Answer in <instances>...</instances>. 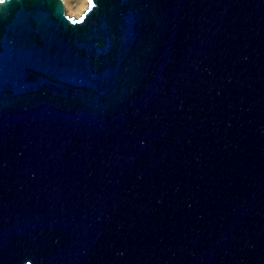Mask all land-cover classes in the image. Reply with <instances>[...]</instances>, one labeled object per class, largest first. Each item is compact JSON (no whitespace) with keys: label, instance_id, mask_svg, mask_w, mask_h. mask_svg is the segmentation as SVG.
<instances>
[{"label":"water","instance_id":"obj_1","mask_svg":"<svg viewBox=\"0 0 264 264\" xmlns=\"http://www.w3.org/2000/svg\"><path fill=\"white\" fill-rule=\"evenodd\" d=\"M0 264H264V0L0 4Z\"/></svg>","mask_w":264,"mask_h":264},{"label":"rangeland","instance_id":"obj_2","mask_svg":"<svg viewBox=\"0 0 264 264\" xmlns=\"http://www.w3.org/2000/svg\"><path fill=\"white\" fill-rule=\"evenodd\" d=\"M64 4V10L68 15L78 16L86 4L83 0H62Z\"/></svg>","mask_w":264,"mask_h":264},{"label":"snow or ice","instance_id":"obj_3","mask_svg":"<svg viewBox=\"0 0 264 264\" xmlns=\"http://www.w3.org/2000/svg\"><path fill=\"white\" fill-rule=\"evenodd\" d=\"M5 3V0H0V4H4ZM89 4L91 5L92 4V0H89Z\"/></svg>","mask_w":264,"mask_h":264},{"label":"bare ground","instance_id":"obj_4","mask_svg":"<svg viewBox=\"0 0 264 264\" xmlns=\"http://www.w3.org/2000/svg\"><path fill=\"white\" fill-rule=\"evenodd\" d=\"M83 2H84L85 4H87V0H83Z\"/></svg>","mask_w":264,"mask_h":264}]
</instances>
